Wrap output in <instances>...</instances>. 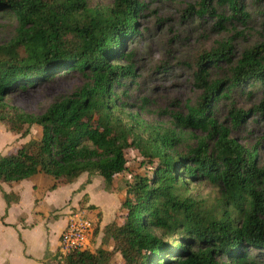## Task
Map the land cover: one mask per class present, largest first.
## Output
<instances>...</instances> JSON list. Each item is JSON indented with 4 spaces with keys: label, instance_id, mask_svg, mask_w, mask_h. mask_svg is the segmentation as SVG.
Wrapping results in <instances>:
<instances>
[{
    "label": "trees",
    "instance_id": "trees-1",
    "mask_svg": "<svg viewBox=\"0 0 264 264\" xmlns=\"http://www.w3.org/2000/svg\"><path fill=\"white\" fill-rule=\"evenodd\" d=\"M220 3L246 22L241 0ZM143 8L138 0H114L103 11L90 9L87 0H0V15L13 16L18 24L15 38L0 44V122L22 137L32 125L41 128L39 139L0 153L5 211L16 196L1 183L38 173L54 179L50 189L82 173L99 175L103 189L111 192L115 177L126 169L125 149L133 145L152 169L149 175H132L120 201L123 218L103 227L104 238L116 243L119 264H264L257 259L264 253V166L214 116L218 101L230 99L235 90L255 83L264 88V46L243 50L233 65L226 43L199 58L194 75L199 98L186 114L176 112L172 119L204 131L206 139L185 153L176 150L179 139L172 129L137 140L117 113L114 88L119 86L125 97L122 80L135 75L127 62L133 52L125 46L138 34L136 20ZM68 37L75 45L67 43ZM220 61L229 62L228 74L211 79ZM69 70L87 76L89 83L42 113L8 102L10 93ZM245 114H234V122ZM214 137L210 146L207 140ZM202 181L221 189L220 210H205L182 195L188 184ZM92 222L91 238L100 220ZM249 249L257 254L249 255ZM110 257L100 245L68 253L63 264H108Z\"/></svg>",
    "mask_w": 264,
    "mask_h": 264
},
{
    "label": "rangeland",
    "instance_id": "rangeland-1",
    "mask_svg": "<svg viewBox=\"0 0 264 264\" xmlns=\"http://www.w3.org/2000/svg\"><path fill=\"white\" fill-rule=\"evenodd\" d=\"M113 1L87 0V6L103 11L112 5ZM138 1L144 4L136 20L138 34L125 46L127 51L133 52L131 60L127 62H131L135 67V75L122 80V83L126 84L125 97L119 86L114 88V92L119 96L117 113L131 127L137 140L151 138L156 132L174 130L179 139L176 150L185 153L196 146L198 139H206L204 131L178 126L172 119L176 112L186 114L187 108L194 105L199 98L201 89L194 79L199 58L219 44L226 43L231 45L226 55L233 65L243 50L256 45L264 46V0H241L247 13L244 17L246 22H243V16L238 12L234 13L226 4H221L220 0ZM17 26L15 17L0 15L1 45L8 44L15 38ZM67 43L75 45L76 42L68 37ZM229 62L220 61L218 67L211 70L210 78H221L228 74ZM88 83L87 76L77 71H61L51 79L37 81L25 89L10 93L7 100L24 111L39 114L56 99L69 96ZM214 110L216 121L229 129L230 138L256 154L258 165L264 166V88L258 83L246 85L241 90H235L230 99L218 101ZM239 111L246 114L236 123L233 115ZM40 136L41 128L37 125L30 126L29 133L22 137L20 133L9 131L0 122V153L14 152L20 145L28 143L31 139H39ZM215 139L216 137L208 139V144L212 146ZM125 157L126 169L115 177L111 191L113 194L104 191L98 179L90 186V197L99 207H86L87 197L81 195L77 205H71L65 200L61 208L49 212L50 217L58 220L59 216L67 217L69 210L80 208L86 210L87 216L96 222L101 219L100 210L103 212V220L114 215L115 219L123 218L124 211L117 207L125 195L126 183L134 173L149 175L152 169L148 158L133 145L125 149ZM98 178L102 180L101 177ZM41 180L42 184L47 182L46 179ZM29 182L25 181L24 192L27 191ZM221 193L218 186L202 181L188 184L182 195L190 197L205 210L211 211L220 210ZM21 213L29 216V194L25 195L22 208L12 212L11 219L15 221ZM53 232L50 228L49 236L52 237L51 234H55ZM39 235L37 232L36 236H27L32 248L36 246L35 239ZM55 235L54 239H51L52 246L49 242L50 247L47 250L52 263L61 264L58 235ZM103 235L104 229L98 226L88 249L95 250L102 245L111 254L109 264H119L121 257L116 243L111 239L106 240ZM7 239L10 243L13 241V238ZM247 252L249 255L257 254L254 249ZM257 259L264 261V253L258 254Z\"/></svg>",
    "mask_w": 264,
    "mask_h": 264
},
{
    "label": "crops",
    "instance_id": "crops-1",
    "mask_svg": "<svg viewBox=\"0 0 264 264\" xmlns=\"http://www.w3.org/2000/svg\"><path fill=\"white\" fill-rule=\"evenodd\" d=\"M38 176L41 177L38 178ZM98 177L100 176H88L87 173H82L72 183L57 184L54 189H50L54 179L41 173L11 185L5 182L1 183L3 190L14 194L16 199L10 201L7 211H5L6 204L0 190V264H54L47 249H49L50 245L52 246L51 239H54L55 234L58 235L57 242L59 243V235L66 225L67 217L63 215L59 216L58 220H55L54 217H50L49 212L52 209L61 208L60 206L65 204V200L71 205H77L83 195L87 197L86 207L90 204L99 207L90 197L89 192V188L95 179H98L103 188V181L101 180V183ZM88 178L89 182L87 181ZM41 179H46L47 182L42 184ZM25 181H30L26 192H24L26 188ZM60 189L64 190L61 191ZM26 194L30 196L29 216L21 213L14 221L11 219L12 212L22 208V201L25 199ZM66 209L68 211V208ZM56 212L58 213L59 211ZM100 212L101 219L99 224L102 228L116 217L114 215L110 219L103 220V212L101 210ZM50 228L55 233L51 234L52 237L48 233ZM37 232H39L40 237L37 236L38 239H35L36 246L32 248L30 238L28 240L27 236H36ZM7 238H13V241L10 243ZM16 247L18 248L16 249ZM109 263L111 262L109 261Z\"/></svg>",
    "mask_w": 264,
    "mask_h": 264
},
{
    "label": "built area",
    "instance_id": "built-area-1",
    "mask_svg": "<svg viewBox=\"0 0 264 264\" xmlns=\"http://www.w3.org/2000/svg\"><path fill=\"white\" fill-rule=\"evenodd\" d=\"M93 220L87 216L86 210L80 208L69 210L67 222L59 235V261L75 250H86L90 247Z\"/></svg>",
    "mask_w": 264,
    "mask_h": 264
}]
</instances>
